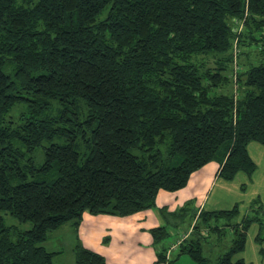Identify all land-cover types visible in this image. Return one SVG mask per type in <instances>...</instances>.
Listing matches in <instances>:
<instances>
[{
	"label": "trees",
	"instance_id": "1",
	"mask_svg": "<svg viewBox=\"0 0 264 264\" xmlns=\"http://www.w3.org/2000/svg\"><path fill=\"white\" fill-rule=\"evenodd\" d=\"M263 58L264 0H0V264H54L50 233L86 212L150 209L210 162L226 180L252 175L248 146H264ZM22 101L27 112L14 121ZM54 102L58 116L41 118ZM2 213L32 227L8 226ZM252 222L216 264H241L234 256ZM152 235L159 244L170 233ZM203 238L181 242L178 255L206 264ZM168 249L158 253L166 264ZM75 256L106 264L80 243Z\"/></svg>",
	"mask_w": 264,
	"mask_h": 264
},
{
	"label": "rangeland",
	"instance_id": "2",
	"mask_svg": "<svg viewBox=\"0 0 264 264\" xmlns=\"http://www.w3.org/2000/svg\"><path fill=\"white\" fill-rule=\"evenodd\" d=\"M244 24V22H241L235 27L234 31L236 33L245 31ZM240 36L241 34L237 36L238 42ZM249 41L250 40H247L246 43H249ZM235 47L236 51L239 53V43L236 44ZM243 50L249 52L250 55L248 57L251 59V61L257 62L260 58H262L254 46L244 48ZM246 58V55H243L241 60L246 61ZM27 105V101H22L19 103L15 109L12 110L9 117L14 121H20L22 114L27 112ZM58 114L59 105L54 102L53 108L43 113L41 118L56 117ZM57 140L61 142L60 139L57 138ZM48 145L49 142H45L43 146L38 148L33 154V158L37 166H41L43 164L44 148ZM78 150L81 152L82 159H84L89 153L86 143H83L80 147H78ZM248 151L250 152L252 159L257 164L255 173L252 175V177H248L244 172L238 173V177H235L236 179L234 178L235 180L232 181L233 184H231L233 191L228 193V197L226 199H221L223 206L221 208L223 209L230 210L235 204L239 205V213L237 214V218L234 219L231 224H235L237 222L239 223L243 220V218L250 212V203L254 198L259 197L262 204L264 205V146L260 143L252 142L248 146ZM164 192L167 193V195H172V192ZM171 197L173 198V196ZM216 197L217 195L215 196V199ZM174 201V198L168 200L165 197L161 200V198L158 196V198H156L155 205L152 208L138 212L139 215H143L144 213L149 215L148 219L142 222L143 226L146 223H148V225L150 224L151 226V222L157 220V217H159V222L160 220L165 219V221L161 222V225L165 224L166 222V225L164 226L168 232H170V236L160 240V247H167V242L176 240L178 234L180 236H178L180 238L178 241L179 243L181 242L182 238L186 239V237H183L185 234V231L183 230H186L192 221L193 216H191V213H182L181 217L178 215V217L183 222H181L183 226L180 228L182 229L180 233V229L177 228V225L168 224L164 214L169 212L168 205H171ZM206 210L209 209L207 208ZM89 214L90 213L88 212L84 213L82 219L79 221V224L76 226L72 227L70 226L71 223H67L58 230L50 233L48 240L44 243V246L50 251L59 252L57 257L54 258V264H76L75 247L78 243L104 256L106 259V264H166L165 262L161 261L159 254L155 251L156 248L158 249V245L156 244L155 240L153 245L152 243H147L145 241L147 237L144 235V231L142 232V230L137 225L139 222L134 223L133 221L129 220L130 218H123L122 220L119 219L118 216L117 220L116 218H111L116 217L112 215H100V217H109L107 218L109 220H106L105 218H97L95 222L94 217L96 216L93 214H90L93 216H89ZM2 215L4 216L5 222L8 226H17L20 231H25L32 227L31 223H19L18 220L10 214L2 213ZM227 223V221L222 220L219 222H211V224L207 225L206 229L209 230L211 227L218 226L217 224H219L221 228H224L223 232L226 233H223V236H221L223 238L219 239L217 235L213 234V232H210L211 236L209 238L206 237L203 238V240L201 239V253L208 259V263L206 264H216L218 258L227 252L231 247L233 236L230 228L224 225ZM223 225L224 227H222ZM258 232L259 224H254L248 232V249L255 246L254 238ZM150 239H152V237H150ZM177 249L179 251L178 246ZM174 256L176 255L173 254V258L171 259L172 262L170 264H197L185 254L179 259H175Z\"/></svg>",
	"mask_w": 264,
	"mask_h": 264
},
{
	"label": "crops",
	"instance_id": "3",
	"mask_svg": "<svg viewBox=\"0 0 264 264\" xmlns=\"http://www.w3.org/2000/svg\"><path fill=\"white\" fill-rule=\"evenodd\" d=\"M249 155H250V152H249ZM250 157H251V155H250ZM251 159H252V157H251ZM253 162L255 163L254 160H253ZM255 165H256V169H257V164L255 163ZM219 172H220V164L217 161H213V162H210L207 165H205L200 170L194 172L191 175L190 180H189V182L185 188L178 190L176 192H172V195H167V193H165L164 191H160L158 196H159V198H161V200L164 197L168 200H171L173 198L175 200L174 202H172L171 205H168L169 206V208H168L169 212H166L164 214V217L166 218V221L168 222V224L177 225L178 226L177 228L180 229L183 226V224H181L182 221L178 217V215L181 217L182 213L183 214H186V213L192 214L191 216H193V217H192L191 223L189 224V226L186 230H183V231H185V234H187V235L184 234V237L186 236L185 240L188 243L197 241L198 235L200 236V234L202 237H205V238L208 237L209 238L211 236L210 232H213V234L217 235L219 239L223 238L221 236H223V233L225 234L226 232H223L224 228H221V226L219 224H217L218 227H216L215 229H209V230L206 229L207 225L211 224V222H219L222 220H225L228 222L227 224H224V225H226L227 227L230 228V230L232 232L233 240H234V238L236 236L235 230L242 229L244 223L248 219L252 218L253 222L249 225V228L247 230L245 248L242 252H240L234 256V262L241 261V264H264V205L262 204L259 197L254 198L251 201L250 212L239 223L237 222L235 224H231V222L237 218V214L239 213V205L238 204H235L232 207V209L237 210V213L233 217H222V218L217 219V218H210L208 216H207V218H205L204 216H202V214L206 213V212H216V211L228 210V209L221 208V207H223L221 199H226L228 197V193L233 191V187L231 184H233L232 181H234L238 177V174L235 176L236 177L235 179L226 180V179H223L219 175ZM252 175H247V176L252 177ZM162 192H164V193H162ZM216 195H217V197L215 199ZM158 196H157V198H158ZM171 196H173V198ZM210 204H214V205H210ZM207 208L209 210H206ZM232 209H230L228 211H231ZM89 216H93V215L89 214ZM148 216L149 215H147V213L146 214L144 213L143 215H139V213H137V214H133V215L126 216V217H119V219L123 220V218H130L129 220L133 221L134 223L139 222V223H137V225L142 230V232L144 231L143 233L147 237V239L145 241L147 243H152V245H153L154 244V237L152 235V230L154 228H158V226L165 227L164 225H166V222H165V224L161 225V222L165 221V219L162 218L163 220H160V222H159V219H158L159 217H157V220H155L154 222H151V226H150V224L148 225V223L144 224V226H143L142 222L146 221L148 219ZM94 218H95L94 219L95 222H96L97 218H105L106 220H109V219H107L109 217H107V216L100 217V215H98ZM111 218H116L118 220L117 216L111 217ZM124 220H126V219H124ZM154 223H156V224H154ZM71 224H70V226L73 227L74 225L73 224L71 225ZM254 224H259V232L256 234V236L254 238V245L255 246L248 249V232ZM224 225L222 227H224ZM204 229H206V230H204ZM181 230L182 229L179 230V233L181 232ZM178 236H179V234H178ZM178 236L176 237V240H174L172 242H169V241L167 242L168 243L167 247L169 248L168 251H170L169 252L170 253L169 259L170 260L173 258V254L176 255V256H174L175 259H179L182 255H184V254L178 255L177 251H175V250L171 251L170 250V248L179 241L180 236L179 237ZM150 237H152V239H150ZM233 240H232V242H233ZM232 242H231V244H232ZM157 245H158V249L157 248L155 249V251L157 253H159V251H161V250L167 249V247H160L159 244H157ZM224 254H222V255H224ZM186 256H188L193 262H195L189 255H186ZM55 257H57V256H55Z\"/></svg>",
	"mask_w": 264,
	"mask_h": 264
},
{
	"label": "built area",
	"instance_id": "4",
	"mask_svg": "<svg viewBox=\"0 0 264 264\" xmlns=\"http://www.w3.org/2000/svg\"><path fill=\"white\" fill-rule=\"evenodd\" d=\"M235 52H236V50H235ZM184 237V236H183ZM186 237V236H185ZM185 240V238H182V240H181V242H183ZM181 242L179 243V242H177L176 244H174L171 248H170V250L171 251H177L178 252V249H177V246H178V248H179V245L181 244ZM170 251H168V253H167V256L169 257V255H170V253H169Z\"/></svg>",
	"mask_w": 264,
	"mask_h": 264
}]
</instances>
